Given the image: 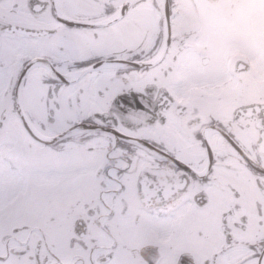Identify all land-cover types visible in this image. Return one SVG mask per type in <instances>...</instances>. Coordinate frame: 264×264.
<instances>
[{"label":"snow or ice","instance_id":"1","mask_svg":"<svg viewBox=\"0 0 264 264\" xmlns=\"http://www.w3.org/2000/svg\"><path fill=\"white\" fill-rule=\"evenodd\" d=\"M0 264H264V0H0Z\"/></svg>","mask_w":264,"mask_h":264}]
</instances>
